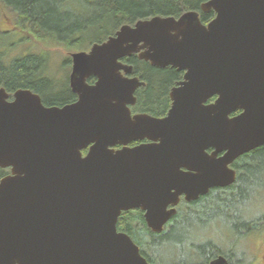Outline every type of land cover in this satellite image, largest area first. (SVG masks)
Wrapping results in <instances>:
<instances>
[{"label": "water", "instance_id": "obj_1", "mask_svg": "<svg viewBox=\"0 0 264 264\" xmlns=\"http://www.w3.org/2000/svg\"><path fill=\"white\" fill-rule=\"evenodd\" d=\"M200 9L213 18L188 10L139 19L72 52L78 98L69 105L45 107L24 89L7 101L0 88V167L10 168L0 179V264H150L117 229L120 214L140 209L160 232L181 196L233 184L231 164L264 145V0H206ZM132 54L184 72L164 117L131 115L144 85L123 74Z\"/></svg>", "mask_w": 264, "mask_h": 264}, {"label": "trees", "instance_id": "obj_2", "mask_svg": "<svg viewBox=\"0 0 264 264\" xmlns=\"http://www.w3.org/2000/svg\"><path fill=\"white\" fill-rule=\"evenodd\" d=\"M205 1L0 0V26L2 28L5 23L9 26V31H1L0 35L16 32L18 41L35 40L44 46L59 44L73 50L93 31L99 34L91 39V45L113 35L123 24H133L156 15L178 17L185 11L197 10L201 21L206 23L213 18L214 12L201 11L200 5ZM7 48V45L1 48L0 44V86L29 87L40 92L47 104L66 99V94L43 92L52 85L68 84H61L48 74L44 50L23 53L8 60ZM80 49L83 48L75 50ZM67 60L70 61L69 56ZM128 61L133 72L144 82L136 92L137 107L152 114L163 113L169 106L170 88L181 79L182 73L170 66H153L137 58L136 54H132ZM233 167L237 170L233 184L212 189L195 200L181 202L162 231H151L139 209L123 211L118 217L117 229L132 238L141 255L151 264H165V258L172 254L178 256L172 264H208L218 254L226 257L227 264H256L245 250L236 254L234 242H229V246L223 249L219 243L204 237V227L215 217L223 216L224 223L237 236L249 233L256 223L264 220V216H242V210H247L250 205L247 207L245 201L249 190H253V186L256 189L264 186V145L239 156ZM232 201H236L240 208L233 207Z\"/></svg>", "mask_w": 264, "mask_h": 264}, {"label": "rangeland", "instance_id": "obj_3", "mask_svg": "<svg viewBox=\"0 0 264 264\" xmlns=\"http://www.w3.org/2000/svg\"><path fill=\"white\" fill-rule=\"evenodd\" d=\"M5 22L9 23V21L7 20H5ZM11 23L12 22H10L9 24ZM1 31H9L8 24L5 23V25L2 28L0 26V32ZM97 34H99V32L96 31L89 33L87 39L84 40L80 45L75 46V49L83 48L80 50H85V51L88 50L89 47L91 46V43L89 44V42ZM18 38H19V34H17L16 32L13 33L8 32L7 34L4 33L2 37L0 35L1 48H3L4 45L8 46L7 48L8 54L6 57L8 60L12 59L15 56H19L23 53H27V52L36 53L44 50L46 52L45 54L48 60L47 61L48 74L55 81H58L61 84L67 83V78L69 75V68H70L69 62L67 60V56L70 57V53L75 52L77 50L75 49L68 50L59 44H54V45L51 44L48 46H44L41 45L42 43H37L35 40L18 41L17 40ZM248 194L249 196L247 195L248 197L245 201L248 202L247 207L249 204L250 205L247 210H242L243 211L242 216L243 217L246 215L247 217L264 216V186H259L257 189L256 187L254 188L253 186V190H249ZM230 203L233 207L237 209L240 208V205L236 201H232ZM204 229L206 230V235L204 234V237L214 240L215 243H219V245L222 246L223 249L229 246V242L230 244L231 242H234L235 244L234 249L236 254H239L240 252H243L245 250L247 252L246 254L249 255L255 261L256 264H264V220L256 223L249 233L240 236H237L236 234L231 232L227 224L224 223L223 216L215 217V219H212L204 227ZM177 257H178L177 255H173V254L171 255V257L167 256L165 258V264H172Z\"/></svg>", "mask_w": 264, "mask_h": 264}, {"label": "flooded vegetation", "instance_id": "obj_4", "mask_svg": "<svg viewBox=\"0 0 264 264\" xmlns=\"http://www.w3.org/2000/svg\"><path fill=\"white\" fill-rule=\"evenodd\" d=\"M130 56H131V55H130ZM130 56H129V57L122 58V59H121V62H122V63H125V64H130V62L128 61V58H130ZM137 58H138V57H137ZM149 64H150V63H149ZM130 65H131V64H130ZM71 66H72V62H71V57H70V61H69V67H70V68H69V75H70V72H71ZM161 68H162V67H161ZM163 68H164V67H163ZM175 69H176V68H175ZM176 70H177V69H176ZM178 71H179V70H178ZM179 72L182 73L181 79L177 80L173 86H175L176 83L179 82V81H181L182 78H183V73H184V72H183V71H179ZM123 74H125V75H127V76H137V77L142 81V79L140 78V76H138L137 74H135V73L133 72V70H132V72H131L130 74H126V73H123ZM69 75H68V78H67V82H68V84H67L66 86L52 85V86L48 87L46 91H43L45 94H48V92H49L50 95H51V94H52V95H55V94L65 95V94H66V99L63 100V101H61V102H59V103H56V104H55V103H48V104H47V103H44V98H43L42 94H41L40 92L35 91L34 89L29 88V87L16 86V87H13V88H8V87H5V86H0V88H1V87L4 88L5 92L7 93V98H6L7 101H12V100L14 99V93H15L17 90L24 89V90H29V91H31L32 93L37 94V95L39 96L40 100H41V103H42L45 107H63V106H66V105H69V104L75 102V101L77 100V98H78L77 94L72 90V88H71V86H70V84H69ZM95 81H96V78H95L94 76H89V77L86 78V82L89 83V84H93V83H95ZM173 86H172V87H173ZM140 87H141V86H140ZM140 87H138V88L136 89V91H135V97H136L135 104L129 106V109H130V113H131V115H135V114H139V113H146V114H149V115L154 116V117H164V116L166 115V113H167L169 107H170L171 101H169V106H168V108H167L163 113H161V114H152V113H150V112L143 111L142 109H140V108L137 107V96H136V92H137V90H138ZM172 87H171V88H172ZM171 88H170V89H171ZM169 92H170V91H169ZM69 93H70V94H69ZM168 97H169V93H168ZM215 98H216V96H212V97H210V98L205 102V104H209V103L213 102V101L215 100ZM169 100H170V98H169ZM239 112H240V110H237V111H235L234 113H232L231 115H235V114H237V113H239ZM145 142H149V141H148L147 139H143V140H139V141H133V142L128 143V146H134V145H137V144H140V143H145ZM120 147H121V145H115L113 148L117 149V148H120ZM210 151H211V150H208V152H210ZM81 152H82V155H85L86 152H87V148H86V149H83ZM234 162H235V161H234ZM234 162L231 164V167H232V168H234V167H233ZM234 169H235V168H234ZM0 170H1V172H0V179H1L2 177H4L5 175H7V174L10 173V168H2V167H0ZM235 171H236V176H237V170L235 169ZM215 188H225V187H213V188H211L210 190L215 189ZM210 190H209V191H210ZM181 202H188V201L184 200V199H183V196H181L178 205H179ZM178 205L175 207V208H176V212H177V209H178ZM133 210H134V209H133ZM139 210H140V209H139ZM142 214H143V212H142ZM175 214H176V213H175ZM168 223H169V222H168ZM168 223H167V224H168ZM167 224H166V225H167ZM166 225H165V226H166ZM165 226H164V227H165ZM163 229H164V228H163ZM218 255H221V254H218ZM216 256H217V255H216ZM216 256H215V257H216ZM215 257H213V258H215ZM213 258H212V259H213ZM212 259H211V260H212ZM211 260H210V261H211ZM210 261H209V262H210ZM150 264H151V263H150ZM208 264H209V263H208Z\"/></svg>", "mask_w": 264, "mask_h": 264}]
</instances>
